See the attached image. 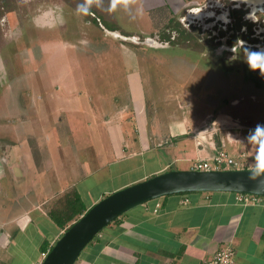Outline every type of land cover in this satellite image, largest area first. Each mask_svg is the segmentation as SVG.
I'll return each mask as SVG.
<instances>
[{"label":"crops","instance_id":"obj_1","mask_svg":"<svg viewBox=\"0 0 264 264\" xmlns=\"http://www.w3.org/2000/svg\"><path fill=\"white\" fill-rule=\"evenodd\" d=\"M108 1L105 8L117 16L116 26L141 33L151 29L139 25L140 16L160 25L164 15L176 16L205 2ZM128 49L125 97L103 115H94L105 129V146L91 145L90 137L67 139V122L54 124L50 133L40 131L38 160L26 138L9 145L8 169L14 180L3 188L8 208L0 214V264L39 262L42 246H53L68 227L59 225L51 211L60 212L76 196L88 210L116 190L171 169H191L220 149L255 167L256 146L247 136L264 121L241 126L240 115L224 111L212 115V131H198L209 114L197 121L184 113L186 108H179L180 116L163 110L170 100L149 98L136 58L143 50ZM69 125L73 132L74 124ZM237 196L225 191L176 193L138 205L103 228L75 264H205L228 245L235 250L234 264H264V200L245 203Z\"/></svg>","mask_w":264,"mask_h":264},{"label":"rangeland","instance_id":"obj_2","mask_svg":"<svg viewBox=\"0 0 264 264\" xmlns=\"http://www.w3.org/2000/svg\"><path fill=\"white\" fill-rule=\"evenodd\" d=\"M108 3V0H15V7L6 9L9 13L3 21L6 23L4 27L1 24L4 12L0 11V214L3 208H8L4 199L7 193L3 188L14 180L8 169L9 145L26 138L38 160L37 135L40 131L50 133L54 124L67 122L70 127L71 122L74 131L65 126L69 129L67 139L70 136L90 137L91 145L105 146V129L98 127L94 115H103L104 109L109 110L125 97L129 70L127 60L131 55L128 48L143 50L140 55L136 53V58L140 61L145 87L149 98L158 95L163 100H170L166 108L162 107L163 110L180 116L183 111L179 108H186L184 113L197 121L209 114L204 122L206 125L198 131H212L216 118L212 115L224 111L240 115L242 119H237L241 126L242 122L255 125L264 121V88L260 89V84L255 85L240 64L236 63V69L228 73L216 65L217 59L211 57L216 53L210 49H207L206 56L201 57L205 51L195 45L191 50L188 44H181V49H173L171 46L175 43L164 42L169 45L155 49L142 43L116 40L106 33V30H120L141 40L147 35L158 37V33H167L165 29L169 25L170 29L178 27L176 20L180 14L164 15L160 25H150L145 16H140L139 25L152 31L130 32L114 24L117 16L105 8ZM34 8L32 24L44 23L43 12H53L55 8L64 13L63 16L70 10H75L76 15L73 14L72 21L68 20L69 28L64 25L61 32L55 28L65 23V17H58L61 21L57 22L51 16L48 26H36L45 28L46 32H30L31 39L27 41L18 38L23 27H27L21 26L18 10L24 13ZM125 21L130 24L127 17ZM208 56L210 61L206 58ZM181 100L190 104L186 105ZM243 150L247 153L249 149ZM240 162L242 166L244 161Z\"/></svg>","mask_w":264,"mask_h":264},{"label":"water","instance_id":"obj_3","mask_svg":"<svg viewBox=\"0 0 264 264\" xmlns=\"http://www.w3.org/2000/svg\"><path fill=\"white\" fill-rule=\"evenodd\" d=\"M116 40L164 48L168 43L158 37L125 35L106 30ZM235 192L264 196V175L252 178V168L171 169L116 190L93 204L78 220L65 229L41 264H75L81 252L103 228L128 210L167 195L184 192Z\"/></svg>","mask_w":264,"mask_h":264},{"label":"flooded vegetation","instance_id":"obj_4","mask_svg":"<svg viewBox=\"0 0 264 264\" xmlns=\"http://www.w3.org/2000/svg\"><path fill=\"white\" fill-rule=\"evenodd\" d=\"M14 2L15 0H0V11L4 12V16L1 18L3 27L6 25L4 22L9 13L6 9L9 7L14 8ZM35 10L34 8L32 11L29 10L24 13L23 10H18L23 24L21 26H27L26 28L23 27V31L18 38H23L27 41L31 39L30 32H35L37 30L46 32L45 28L39 29L36 28V26H48L47 21L52 18L51 16H53L54 20H57V22L60 20L58 17H65V23L56 26L55 30L57 32H61L65 27L68 29L70 23H68V20L70 19L72 21L73 14L76 13L74 12L75 10H70L63 16L64 13L62 14L57 8H55V10L52 9L55 13L54 11L46 10L43 12L45 18V21H43L44 23L38 24L35 22L32 24ZM37 10L41 9L37 8ZM257 12H259V14H257ZM37 13L38 12H36V14ZM225 13L227 14V21L223 18ZM176 23L178 26L177 28L170 29L168 26V28L165 29L167 33L157 34L161 42L175 43L177 47L171 46L173 49H181L179 48L182 47L181 44H183V46L188 44L190 50L192 45L202 47L205 53L202 51L201 57L206 56L207 49H210L211 52L216 53L215 56L211 57L217 59L216 65H218V67L221 66L224 71L229 73L236 69V63H238L244 67L246 75L255 85L260 84L262 85L260 89L264 88V78L258 74L259 70H249L247 63L242 58L235 59L236 57H233L231 51L222 49V46H227L228 49L232 48L238 40V44L234 46L237 50H239V45L244 42L245 46L252 50H264V0H231V2L227 4L222 3V0H205L200 7L186 9L182 12L176 20ZM27 33L28 35L26 36ZM166 35H168V38L165 37ZM178 37L180 38L179 40L177 39ZM176 39L178 40L177 42H175ZM9 47L11 46L9 45ZM242 55L243 53H241V56ZM206 58L209 60V56Z\"/></svg>","mask_w":264,"mask_h":264},{"label":"clouds","instance_id":"obj_5","mask_svg":"<svg viewBox=\"0 0 264 264\" xmlns=\"http://www.w3.org/2000/svg\"><path fill=\"white\" fill-rule=\"evenodd\" d=\"M230 2L231 0H222L224 4ZM257 14H259V12H257ZM250 16L252 18L251 13ZM223 18L227 21L226 13ZM237 44L238 40L235 42L234 46ZM234 46L230 49H228L227 46H222V49L231 51L233 57H236L235 59L242 58L247 63L249 70H259L258 74L264 77V50H252L245 46V42L239 45V50ZM241 53H243L242 56ZM247 140L256 146V155L254 157L255 167L252 169V178L255 179L256 177L264 175V124H257L254 129L250 130Z\"/></svg>","mask_w":264,"mask_h":264},{"label":"built area","instance_id":"obj_6","mask_svg":"<svg viewBox=\"0 0 264 264\" xmlns=\"http://www.w3.org/2000/svg\"><path fill=\"white\" fill-rule=\"evenodd\" d=\"M240 163V160L238 161L233 158H230L225 150L220 149L210 159L195 162L192 169H222L223 167L229 168L231 165V167H239ZM237 199L245 203H258L264 200V196L256 194L238 193ZM48 252L49 250L43 251L41 254V260L36 264H41ZM234 255V248L228 245L220 249L212 259L205 261V264H234Z\"/></svg>","mask_w":264,"mask_h":264},{"label":"trees","instance_id":"obj_7","mask_svg":"<svg viewBox=\"0 0 264 264\" xmlns=\"http://www.w3.org/2000/svg\"><path fill=\"white\" fill-rule=\"evenodd\" d=\"M96 18L98 19L100 17L97 16ZM169 27H170V25H169ZM181 34H183V33H181ZM165 37L168 38V35H166ZM230 168L236 169V168H248V167H247V164L246 165L245 164H242V166H240V167H235L234 166V167H230ZM222 169H228V168L223 167ZM187 193H190V192H184L182 194H187ZM79 203H81L80 202V199H79L78 196H76L75 199H74V201L70 202V204L66 208H64L60 212L53 213L51 211V215H53V218L57 221V223L59 225H61L63 227H65V226H68L69 227L70 225H72L76 220H78L87 211L86 208L83 207V205L80 206ZM118 218H116L115 221ZM51 247L47 248V245H43L42 246V248L45 251H47L48 249L50 250Z\"/></svg>","mask_w":264,"mask_h":264}]
</instances>
